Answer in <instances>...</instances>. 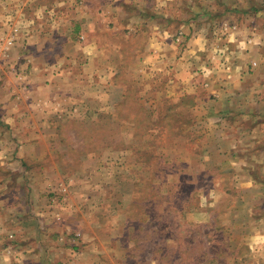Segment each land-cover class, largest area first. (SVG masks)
Returning <instances> with one entry per match:
<instances>
[{
	"label": "rangeland",
	"instance_id": "obj_1",
	"mask_svg": "<svg viewBox=\"0 0 264 264\" xmlns=\"http://www.w3.org/2000/svg\"><path fill=\"white\" fill-rule=\"evenodd\" d=\"M128 1L89 0L97 20L96 40L105 50L122 53L114 77L105 82L112 87L110 93L101 96L98 87L107 85L96 77L94 85L90 81V87L83 85L76 94L65 93L55 99V94L47 92L45 96L51 99L47 105L39 106L41 94L37 98L18 94L24 98H15L16 102L23 101L26 109L13 107L12 98L0 94L18 111L12 115L30 122L18 125L23 133L29 129L46 137L1 143L9 150L23 147L34 155L29 159L13 157L15 162L1 159V164L19 163L20 171L0 169V264H262L249 256L242 243L244 235L238 232L243 233L251 210L264 213V200L258 206L244 207L242 216L232 208L240 196L232 187L233 175L216 172L217 159L207 161L201 154L206 137L215 129L209 119L214 117L210 113L217 98L211 94L210 82L199 80L195 84L203 87L199 92L183 91L178 105L184 108L179 110L171 104L175 95L166 97V79L151 81L145 73L148 64L138 60L146 53L152 27L163 24L164 15H171L176 28L188 21V13L201 14L204 5L221 3L140 0L144 8H158L156 21L155 9L137 14V5L125 3ZM114 2L119 9H113ZM58 3L57 19L75 33V25L70 23H76L74 18L81 13L79 9L76 12V5L88 1ZM100 4L107 5V11L103 17L99 12V19L96 9ZM260 4L254 0L255 6H263ZM212 18L203 21L210 23ZM134 20L137 27L128 29ZM174 36L178 42L179 36ZM56 42L52 55L60 48ZM82 56L49 59L43 74L70 78L86 62ZM6 61L0 60V66ZM18 63L14 61L12 67L6 64L7 69L19 75ZM198 73L204 78L207 74L203 70ZM45 82L48 86L49 81ZM193 99L200 101V108L189 113L188 107L196 103ZM41 151L45 155L36 157ZM9 177L12 181H7ZM215 186L225 191V196L218 194ZM45 218L53 220L48 227L53 231L42 228L40 220L46 224ZM21 220L26 221L28 233Z\"/></svg>",
	"mask_w": 264,
	"mask_h": 264
},
{
	"label": "crops",
	"instance_id": "obj_2",
	"mask_svg": "<svg viewBox=\"0 0 264 264\" xmlns=\"http://www.w3.org/2000/svg\"><path fill=\"white\" fill-rule=\"evenodd\" d=\"M86 1L88 3L76 5V12L80 10L81 13L75 16L76 23H70L71 26L75 25L73 33L72 29L68 31L66 24L57 19L56 11L61 7L58 0H0V37L8 36V23L19 26L21 30L13 48L4 52V47H0V60L7 59L6 64L9 66L14 65V61L19 62L22 70L17 75V71H9L4 62L3 66H0V94L7 93L8 100L12 98L14 101L11 104L13 107H26L21 105L23 101L16 102L15 98L19 100L22 97H17L18 94H31L36 98L41 94L39 106H42L51 100L45 96L47 92L55 94L54 98L57 99L58 95L61 97L65 93H78L83 85L90 87V81H93L94 85L96 77L103 78L104 81H100L102 84L114 77L122 53L117 55L118 49L105 50L103 44L96 40V16L92 6H89V0ZM216 1L221 4L204 5L201 14L188 13V21L181 22L176 28H173L171 23V15H164L166 20H163V24L155 23L152 27L154 33L146 47V53L138 60L148 64V71L145 73L151 81L157 82L158 77L166 79V97H179L174 98L176 101L172 98L171 103L178 109L184 108L178 103L186 93L202 90V86L195 85L199 80L210 82L211 94L217 98L214 100L215 107L212 108L214 112L210 113L214 117L209 119L215 129L206 137V146L201 154L207 161L217 159L214 165L216 172L233 175L232 187L240 196L232 208L238 209L237 212L242 215L244 207L251 204L258 206L260 201L264 200V0H260L263 6H255L254 0ZM131 2L137 5V14L148 13V10L152 12L155 9V18L158 20L157 7L144 8L139 5L140 0H129L125 3ZM113 4L114 10L119 9L116 2ZM106 6L100 4L96 9L99 19L105 15ZM99 12L102 13L101 16ZM210 16L213 17L210 23L203 21ZM177 18L181 20L183 16ZM62 25H65L64 28L58 32ZM137 25L138 21L134 20L127 28L134 29ZM233 26L236 27L234 31L228 30ZM255 28L259 30L254 31ZM172 35L179 36V41L176 42ZM79 38H84V42L80 43ZM56 41L61 49L59 48L58 53L52 57V46ZM216 46L219 48L216 49ZM81 54L86 62L76 68L75 75L70 78L43 74L42 70L45 64L49 63V59L53 62L65 56L77 58ZM4 57L7 58L1 59ZM253 63H257L258 67L252 68ZM201 70L207 72L205 78L199 75ZM45 81H49L48 86ZM178 85L180 86L176 88ZM99 88L102 97L112 91V87L108 85ZM108 99L107 97L106 101H109ZM4 101L6 99L0 98V115L4 114L0 117V121H3L0 125V169L13 173L19 170V163L1 164L4 162L1 161L2 157L6 161H13V157L29 159L34 154L23 147L9 150L1 143L13 141L15 138L19 141H35L46 140V137L29 129L23 133L18 125L28 126L30 122L25 118L19 120L24 116L12 115L18 111L12 110L10 103ZM193 101L196 103L188 107L189 113H196L200 108V101ZM27 103L31 104L30 98ZM5 109V113L1 112ZM42 155H45L42 151L35 153L36 157ZM24 162L26 163V160ZM7 181L12 180L9 177ZM217 189L215 186V190ZM217 192L224 196L226 194L221 189ZM246 193L250 195L245 199L242 195ZM252 208L254 209L253 206ZM241 215L239 218L243 216ZM246 220L248 223L242 226L243 233L238 232L244 235L242 243L246 245L253 260L264 264V213L259 214L257 210L254 213L251 210L250 215H246ZM21 221V227L28 233L26 221ZM40 221L44 230L53 231L48 228L53 220L48 222L45 218L46 224Z\"/></svg>",
	"mask_w": 264,
	"mask_h": 264
},
{
	"label": "built area",
	"instance_id": "obj_3",
	"mask_svg": "<svg viewBox=\"0 0 264 264\" xmlns=\"http://www.w3.org/2000/svg\"><path fill=\"white\" fill-rule=\"evenodd\" d=\"M8 27H10V31H9L8 36L2 37V38L0 37V47L1 46L4 47V50H2L4 52L7 49L13 48V46L17 42V38H18L19 34L21 33V30H20L19 26L16 27V26H13V24L8 23Z\"/></svg>",
	"mask_w": 264,
	"mask_h": 264
}]
</instances>
